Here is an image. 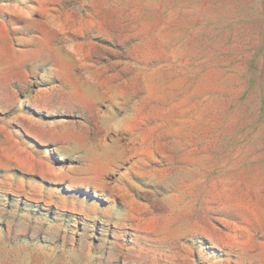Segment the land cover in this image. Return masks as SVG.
<instances>
[{"label": "rangeland", "instance_id": "374dc122", "mask_svg": "<svg viewBox=\"0 0 264 264\" xmlns=\"http://www.w3.org/2000/svg\"><path fill=\"white\" fill-rule=\"evenodd\" d=\"M0 264H264V0H0Z\"/></svg>", "mask_w": 264, "mask_h": 264}]
</instances>
